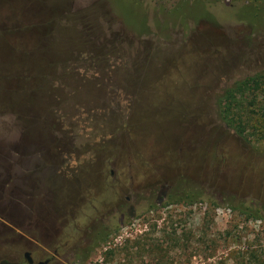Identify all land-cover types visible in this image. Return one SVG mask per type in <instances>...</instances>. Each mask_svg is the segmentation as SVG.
I'll return each instance as SVG.
<instances>
[{"label":"rangeland","instance_id":"374dc122","mask_svg":"<svg viewBox=\"0 0 264 264\" xmlns=\"http://www.w3.org/2000/svg\"><path fill=\"white\" fill-rule=\"evenodd\" d=\"M123 1L0 0V264H264V0Z\"/></svg>","mask_w":264,"mask_h":264},{"label":"trees","instance_id":"16d2710c","mask_svg":"<svg viewBox=\"0 0 264 264\" xmlns=\"http://www.w3.org/2000/svg\"><path fill=\"white\" fill-rule=\"evenodd\" d=\"M113 3L116 5V9L117 12L119 13V15H121V17H124V20L127 21L129 23V25H131L133 28L139 30L138 25H137V20H136V16L134 15V11H133V6H135V2H125L123 0H112ZM143 32H139V35H141ZM253 78L251 79H245L241 82H239L238 85V91L240 93L244 92L246 89L249 88L250 83H252ZM264 84V82H263ZM255 85H259L257 82H255ZM260 110L262 113V116L264 117V102L262 103V105L260 106ZM224 117L226 119V116L224 114ZM228 123V122H227ZM107 237L106 233L101 232V234H97L96 238L99 240H104ZM86 259V256L84 257V260ZM259 260L258 256H255L253 258V262Z\"/></svg>","mask_w":264,"mask_h":264},{"label":"flooded vegetation","instance_id":"af4514ba","mask_svg":"<svg viewBox=\"0 0 264 264\" xmlns=\"http://www.w3.org/2000/svg\"><path fill=\"white\" fill-rule=\"evenodd\" d=\"M57 253V251H54V256H55V254ZM39 262H41L42 264H49V262H50V258H47L46 260H44V261H39ZM39 262H37L36 264H38Z\"/></svg>","mask_w":264,"mask_h":264},{"label":"water","instance_id":"95a60500","mask_svg":"<svg viewBox=\"0 0 264 264\" xmlns=\"http://www.w3.org/2000/svg\"><path fill=\"white\" fill-rule=\"evenodd\" d=\"M25 257H26V259L28 260V262H29L30 264H32V263H33L32 259L30 258V256H29V254H28V253H26V254H25ZM38 264H42V263H41V262H39Z\"/></svg>","mask_w":264,"mask_h":264}]
</instances>
